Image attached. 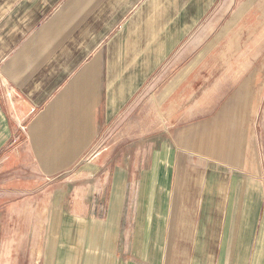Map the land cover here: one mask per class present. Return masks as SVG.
<instances>
[{
  "label": "crops",
  "instance_id": "crops-1",
  "mask_svg": "<svg viewBox=\"0 0 264 264\" xmlns=\"http://www.w3.org/2000/svg\"><path fill=\"white\" fill-rule=\"evenodd\" d=\"M132 119L186 158L174 181L176 158L138 164L140 200L161 208L140 225L159 248L140 264H172L174 236L188 255L197 232L203 259L213 229L210 264H264V0H0V264L115 262L125 200L104 225L63 204L98 190L100 135ZM187 171L205 175L204 224L190 210L179 226L183 197L159 188Z\"/></svg>",
  "mask_w": 264,
  "mask_h": 264
},
{
  "label": "rangeland",
  "instance_id": "rangeland-1",
  "mask_svg": "<svg viewBox=\"0 0 264 264\" xmlns=\"http://www.w3.org/2000/svg\"><path fill=\"white\" fill-rule=\"evenodd\" d=\"M172 75L173 74H169L168 77H171ZM138 125L139 123L135 119H132L131 125L126 126H124L120 121L118 124H116L114 128H109L108 130H104L102 132L99 138V145L95 149L96 153L92 154L93 156L98 155L99 168L93 169L92 173L89 170L91 174L88 173V176L93 175L96 177V180L98 179V183L100 184H95V186H93L94 188L97 187L98 190L93 193L84 190V194L82 196H79V198H75L74 196L72 198L68 197L67 201L63 204V206L65 207V205L69 202H76L79 204L81 203L80 216L83 219L84 225L88 224V222L91 221L99 222L104 225L108 221L112 222L111 217L115 213L116 209H118V204H120L121 207L122 202H124L125 200L124 216L123 219L121 216L119 231L118 233L116 232L113 240V257L115 256V264H140L141 259L146 261L148 258H152L156 251H159V248L157 247L156 243H154L156 242L155 234L150 233V241L149 243H146L144 240L148 236V233L143 232L142 227H140V225L146 223V220L147 218H149V216L152 218L153 215H159V212L161 210V208H158L156 206V199V202H153L152 200H150V198L147 199V202H145V198L144 201L140 200V193L142 194L144 192L141 191V188L139 186L141 164L144 163V161H159L160 164H166V162L168 161L174 163V158H176V167L173 171L174 178L171 179L174 181L176 177L175 175L178 173L179 170L176 169L177 164H181V160L186 159L180 158L179 155H176L174 157V144L171 142L170 137L167 136L165 132L154 133L152 131V133L150 130H148V127H146V130H140L138 129ZM140 162L141 164L138 165ZM87 163L88 162L85 161L82 162L77 168L76 172L78 173L79 171L84 170L83 166H86ZM194 164L196 165L195 167H201L200 170L207 174L215 173L218 176L220 172L218 166H216L215 164H209L206 161L194 160ZM128 166L132 168L128 176L130 178L128 179L129 184L126 187L127 197L126 199H123L124 196L122 189V177L124 175V171H129L127 170ZM181 171L179 172V174L181 173ZM202 171H187L184 177H182L180 186L178 184L171 185L172 181L171 183H169V185L159 186V188H162L163 191H166L167 188L168 192H171L172 188L174 187V192L177 190L175 194L177 195L178 193L180 198L183 197L182 204H180L179 206L175 204L176 208L174 209V222L177 217V211H179V226H183V218L189 216L190 210H195L197 212L196 220L202 221L203 224L205 223L206 218L208 220V217L204 219L206 215L204 216L203 214L205 210L206 213L208 212L210 204L211 209L213 208L212 197L211 200L207 199L206 201H203L201 199L202 196H205V198H209L207 195L204 194V189L202 188V186H204L202 184V179L203 177H205ZM79 176L80 175H78V177ZM84 176L85 175L82 174V177ZM5 177L7 176H3L2 180L0 178V184H3L5 182ZM206 177H211V175H206ZM60 179L51 180L48 183L50 184L49 186L51 190L52 206H57L58 203V194L55 195V193H58L61 188H64V185L62 184L64 180ZM205 188H208V186H206ZM157 192L159 195L160 191L157 190ZM168 192L167 195L169 194ZM115 193L116 197L114 200ZM250 204L251 203L249 201L244 202L242 206L244 211L245 209H250ZM112 205L113 209L110 212ZM203 205L205 206V210L203 209ZM167 212L169 213V211ZM163 213L164 216H166L165 212ZM199 213L201 214L200 217L198 216ZM262 216L264 217V211L262 212ZM217 217L218 215H216V218H214L217 219ZM163 219V224L168 223L166 222L167 216ZM198 223L199 222L197 221V224ZM140 228L142 230H140ZM212 231H214V229L211 230V232ZM210 233L204 234L206 243L202 251L203 259H201V253H198L200 250L199 248L201 247V240L199 239L200 232H197L195 234L196 237L192 239L190 243L192 244V247H190V253L188 255H186V249L181 248V245L178 242V236H174V249L171 255V263L196 264V261L199 262L202 260L197 264H210L208 261L209 255L206 244L208 243V246L209 244H211L213 247V244L216 243V235L213 236L214 238L210 242ZM182 235H185V233L183 232ZM147 244L150 245L147 247ZM205 254L206 256L204 258ZM211 264H213V262H211Z\"/></svg>",
  "mask_w": 264,
  "mask_h": 264
},
{
  "label": "bare ground",
  "instance_id": "bare-ground-1",
  "mask_svg": "<svg viewBox=\"0 0 264 264\" xmlns=\"http://www.w3.org/2000/svg\"><path fill=\"white\" fill-rule=\"evenodd\" d=\"M160 104V103H159Z\"/></svg>",
  "mask_w": 264,
  "mask_h": 264
}]
</instances>
